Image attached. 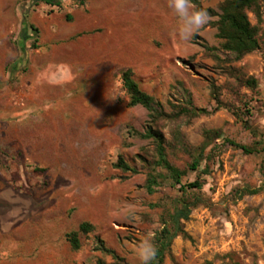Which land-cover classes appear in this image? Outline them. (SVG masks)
Returning a JSON list of instances; mask_svg holds the SVG:
<instances>
[{
	"label": "rangeland",
	"instance_id": "obj_1",
	"mask_svg": "<svg viewBox=\"0 0 264 264\" xmlns=\"http://www.w3.org/2000/svg\"><path fill=\"white\" fill-rule=\"evenodd\" d=\"M200 1L214 14L184 41L168 0H0V264H140L133 250L195 198L164 264H264V1L249 11L259 47L241 58L218 36L226 0ZM126 68L170 114L158 126L179 184L141 136L150 115L128 104ZM187 93L206 112L180 113ZM208 130L220 134L193 169Z\"/></svg>",
	"mask_w": 264,
	"mask_h": 264
},
{
	"label": "trees",
	"instance_id": "obj_2",
	"mask_svg": "<svg viewBox=\"0 0 264 264\" xmlns=\"http://www.w3.org/2000/svg\"><path fill=\"white\" fill-rule=\"evenodd\" d=\"M84 3L86 0H78ZM264 0H226L220 5L222 11L220 19L217 22L218 26V36L224 41L222 46L225 50L233 52L237 58H241L245 54L257 49L259 47V40L257 38V29L252 25L249 11L253 12L255 15L259 16L260 4ZM40 2H45L49 5H58L59 0H36V4ZM192 4L195 5V10H205L208 15H213L214 11L211 8H206L201 4L200 0H192ZM29 27L32 30L33 35H35V40L33 43L34 47H37V41L39 38V29L32 23H29ZM122 81L123 86L129 95V105L136 106L141 105L148 109L150 115V121L144 132L141 133L143 138H152L156 144L157 161L158 167L164 169L169 178L176 184L181 182L182 176L186 171L179 169L177 166L172 164L167 157L166 146L164 142V136L160 130L158 124L159 121L170 117V114L166 113L161 102L157 100L154 96L144 91L139 83L135 80L134 74L131 68H126L122 71ZM251 82L255 84V80L251 79ZM189 99L187 100V105L182 107L180 113L198 115L206 112L204 108L196 107L192 104L190 94L187 93ZM216 134V131L208 130L205 132L207 139L198 149V155L194 158L191 168L196 169L199 166L200 159L202 158L206 147L210 144L211 134ZM220 134V133H217ZM227 142L236 148L242 149L245 153H252L259 151L246 144L239 143L233 139H227ZM262 150V149H261ZM264 150V148H263ZM119 165L125 170H133L122 158L119 159ZM264 177V162L261 166ZM158 176L150 174L146 189L148 192L153 193L157 190L159 186ZM202 183L199 179L181 185V188L185 190L186 188H201ZM261 188H247L243 192L246 194H255L259 192ZM202 199L195 198L190 201L187 199H182L180 201V206L175 208L174 212L171 214L170 219L164 222L163 228L157 234L155 247L157 249V254L155 259L151 264H164L165 253L170 249L172 241L178 235L188 236L184 229L183 221H186L193 208H195ZM91 229L89 223H83L79 227V231L87 232ZM79 231H73L69 233L68 239L75 249L80 247L79 241ZM104 251L113 254L115 258V253L110 249H104ZM98 264H106L104 261L99 260Z\"/></svg>",
	"mask_w": 264,
	"mask_h": 264
},
{
	"label": "clouds",
	"instance_id": "obj_3",
	"mask_svg": "<svg viewBox=\"0 0 264 264\" xmlns=\"http://www.w3.org/2000/svg\"><path fill=\"white\" fill-rule=\"evenodd\" d=\"M168 8L177 18L175 32L184 41L209 21L208 13L205 10H195L192 0H168ZM133 251L140 264H151L157 254L151 234H148Z\"/></svg>",
	"mask_w": 264,
	"mask_h": 264
}]
</instances>
